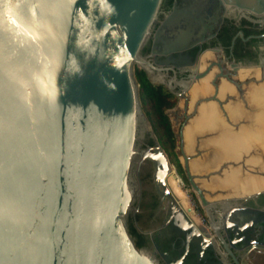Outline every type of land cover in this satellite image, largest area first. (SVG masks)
<instances>
[{
  "label": "water",
  "instance_id": "1",
  "mask_svg": "<svg viewBox=\"0 0 264 264\" xmlns=\"http://www.w3.org/2000/svg\"><path fill=\"white\" fill-rule=\"evenodd\" d=\"M163 1L0 0V264H161L136 246L128 220L144 163L163 204H187L173 175L170 189L164 183L162 148H141L150 125L135 67L146 63ZM211 112L202 108L185 130L188 152L193 134L212 127ZM218 144L238 158L244 140ZM251 162L264 167V152ZM255 169L243 188L252 196L264 192Z\"/></svg>",
  "mask_w": 264,
  "mask_h": 264
},
{
  "label": "flooded vegetation",
  "instance_id": "2",
  "mask_svg": "<svg viewBox=\"0 0 264 264\" xmlns=\"http://www.w3.org/2000/svg\"><path fill=\"white\" fill-rule=\"evenodd\" d=\"M141 56L146 63L135 67V77L150 125L141 148H162L170 166L164 183L169 188V176H175L187 204H163L154 169L144 163L135 170L137 196L129 231L137 229L141 248L161 264H235L227 250L240 264L259 262L264 256V192L252 196L243 188L255 167L264 172L251 162L254 153L264 152V0H164ZM144 89L165 100L172 135L149 116L147 106L154 99L143 97ZM202 108H211L212 127L193 134L188 152L184 133ZM230 137L244 140L238 158L218 144ZM185 156L209 210L191 185ZM232 174L235 181L228 183Z\"/></svg>",
  "mask_w": 264,
  "mask_h": 264
},
{
  "label": "trees",
  "instance_id": "3",
  "mask_svg": "<svg viewBox=\"0 0 264 264\" xmlns=\"http://www.w3.org/2000/svg\"><path fill=\"white\" fill-rule=\"evenodd\" d=\"M144 85H146V83ZM147 94L150 98L154 99V105L149 106L148 104L147 106L148 108L147 111L149 112V116H151L152 118L155 117V119L159 120V126L164 128L166 132L170 135L171 134L170 125L164 112V106L166 104L165 100L161 97H154L155 95L150 90L147 91L146 89H144L143 97L147 96ZM148 100L149 99L146 98V102ZM130 234L132 235L133 238L136 239L135 241L136 246L138 248H141L143 242L142 235H140V233L134 227H131ZM137 238L139 240H137Z\"/></svg>",
  "mask_w": 264,
  "mask_h": 264
},
{
  "label": "rangeland",
  "instance_id": "4",
  "mask_svg": "<svg viewBox=\"0 0 264 264\" xmlns=\"http://www.w3.org/2000/svg\"><path fill=\"white\" fill-rule=\"evenodd\" d=\"M150 130V129H149ZM184 193L187 194L188 193V190H184Z\"/></svg>",
  "mask_w": 264,
  "mask_h": 264
},
{
  "label": "built area",
  "instance_id": "5",
  "mask_svg": "<svg viewBox=\"0 0 264 264\" xmlns=\"http://www.w3.org/2000/svg\"><path fill=\"white\" fill-rule=\"evenodd\" d=\"M202 220V219H201ZM203 225H205L204 221L202 220Z\"/></svg>",
  "mask_w": 264,
  "mask_h": 264
},
{
  "label": "bare ground",
  "instance_id": "6",
  "mask_svg": "<svg viewBox=\"0 0 264 264\" xmlns=\"http://www.w3.org/2000/svg\"><path fill=\"white\" fill-rule=\"evenodd\" d=\"M175 178V176H173Z\"/></svg>",
  "mask_w": 264,
  "mask_h": 264
}]
</instances>
